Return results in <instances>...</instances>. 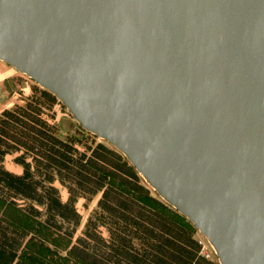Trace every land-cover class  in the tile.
<instances>
[{"label":"water","instance_id":"1","mask_svg":"<svg viewBox=\"0 0 264 264\" xmlns=\"http://www.w3.org/2000/svg\"><path fill=\"white\" fill-rule=\"evenodd\" d=\"M0 61L184 216L264 264V0H0Z\"/></svg>","mask_w":264,"mask_h":264},{"label":"trees","instance_id":"2","mask_svg":"<svg viewBox=\"0 0 264 264\" xmlns=\"http://www.w3.org/2000/svg\"><path fill=\"white\" fill-rule=\"evenodd\" d=\"M56 106L66 110L36 86L22 104L0 111L2 201L72 240L70 254L86 264H219L217 257L204 254L189 226L115 187L112 181L151 198L149 187L116 149L96 143L97 137L87 132L62 135ZM8 157L20 172L6 167ZM96 197V208L77 234L82 222L78 201ZM26 240L0 219V246L17 253ZM14 264L38 263L19 259Z\"/></svg>","mask_w":264,"mask_h":264},{"label":"rangeland","instance_id":"3","mask_svg":"<svg viewBox=\"0 0 264 264\" xmlns=\"http://www.w3.org/2000/svg\"><path fill=\"white\" fill-rule=\"evenodd\" d=\"M39 87L30 78L17 72L14 68L0 61V111L10 108L15 104H22L23 98L30 95L34 87ZM40 88V87H39ZM57 123L60 128V133L76 134L84 136L85 132L80 128L79 124L73 119L67 110H62L60 106H56ZM91 139H94L91 137ZM96 143H104L111 147L105 141L96 138ZM6 167L14 172H20V168L16 166L12 157H8ZM141 177V176H140ZM142 178V177H141ZM146 187H149L143 180ZM115 187H118L125 192L131 194L148 206L160 210L177 221L186 224L193 229L196 238L202 243L204 254L216 260V255L208 243V241L196 231L185 219L179 216L172 208L168 207L162 199L150 187L151 198H145L128 190L119 182L112 181ZM66 198V193L62 192ZM98 197L91 202L80 199L77 203L79 212L82 215V222L78 228L77 234L83 230L86 220L91 212L96 208ZM0 219L7 224L22 231L27 240L21 251L14 253L0 246V264H14L19 259L33 260L38 264H86L70 254V246L72 240L65 237L63 234L48 228L42 219L31 218L19 208L0 199Z\"/></svg>","mask_w":264,"mask_h":264}]
</instances>
